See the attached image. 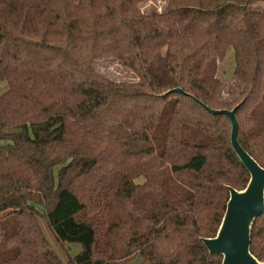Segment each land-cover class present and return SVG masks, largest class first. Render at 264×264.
I'll list each match as a JSON object with an SVG mask.
<instances>
[{"label": "trees", "instance_id": "trees-1", "mask_svg": "<svg viewBox=\"0 0 264 264\" xmlns=\"http://www.w3.org/2000/svg\"><path fill=\"white\" fill-rule=\"evenodd\" d=\"M147 1L0 0V264H221L203 239L249 173L203 105L239 106L264 168V0ZM250 238L264 261V211Z\"/></svg>", "mask_w": 264, "mask_h": 264}, {"label": "water", "instance_id": "water-1", "mask_svg": "<svg viewBox=\"0 0 264 264\" xmlns=\"http://www.w3.org/2000/svg\"><path fill=\"white\" fill-rule=\"evenodd\" d=\"M175 92L182 90L175 88L166 91L163 95ZM238 107L232 110H214L203 105V108L211 114L225 115L228 118L231 126L229 142L237 158L249 173V181L243 191L228 187L229 198L221 225L214 237L203 239V244L210 255L222 256L221 264H264V261L259 262L249 251L251 228L264 211V168L241 147L237 139Z\"/></svg>", "mask_w": 264, "mask_h": 264}, {"label": "rangeland", "instance_id": "rangeland-1", "mask_svg": "<svg viewBox=\"0 0 264 264\" xmlns=\"http://www.w3.org/2000/svg\"><path fill=\"white\" fill-rule=\"evenodd\" d=\"M166 0H149L147 1L144 6L143 10H160ZM253 9L258 11L264 12V4L263 5H254ZM231 58V59H230ZM96 67L107 77L112 78L115 81H122L127 82L128 80H132L133 76L131 73L127 70L122 68L119 64H117L115 61H100L96 64ZM234 67V62L232 61L231 55H228L226 59L223 61V63H220L217 77L221 79L222 81V90H221V99L228 100L233 97L234 92L238 89V83L232 76V71ZM5 88V84L0 83V92H2ZM51 239V237H50ZM54 242V241H53ZM57 249L59 253L62 255V257L65 258L62 250L57 245ZM138 262L137 258H131L127 260L120 261L116 264H135Z\"/></svg>", "mask_w": 264, "mask_h": 264}]
</instances>
